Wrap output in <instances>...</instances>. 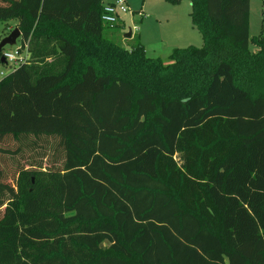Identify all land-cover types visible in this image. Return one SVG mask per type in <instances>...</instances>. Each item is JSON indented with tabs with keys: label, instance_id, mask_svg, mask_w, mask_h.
Masks as SVG:
<instances>
[{
	"label": "trees",
	"instance_id": "1",
	"mask_svg": "<svg viewBox=\"0 0 264 264\" xmlns=\"http://www.w3.org/2000/svg\"><path fill=\"white\" fill-rule=\"evenodd\" d=\"M110 1L0 0L28 53L0 76V264H264L250 0H189L203 45L168 62Z\"/></svg>",
	"mask_w": 264,
	"mask_h": 264
},
{
	"label": "rangeland",
	"instance_id": "2",
	"mask_svg": "<svg viewBox=\"0 0 264 264\" xmlns=\"http://www.w3.org/2000/svg\"><path fill=\"white\" fill-rule=\"evenodd\" d=\"M126 5L129 10L125 13V31L109 32L110 36L121 39L124 46L141 43L147 56L160 57L168 62L171 51L176 47L189 45L201 47L203 45L201 34L191 22V2L189 0H181L176 4L166 0H126ZM263 11L262 0H250V35L252 37L264 31ZM16 27V20H0V42ZM130 30L133 36L127 37L125 34ZM250 48L255 49L253 43H250ZM17 50L21 56L15 60H25L28 57L20 38L16 45H7L3 48V51L14 55ZM14 65L13 61H9L6 65L0 64V71L3 70L6 73Z\"/></svg>",
	"mask_w": 264,
	"mask_h": 264
},
{
	"label": "built area",
	"instance_id": "3",
	"mask_svg": "<svg viewBox=\"0 0 264 264\" xmlns=\"http://www.w3.org/2000/svg\"><path fill=\"white\" fill-rule=\"evenodd\" d=\"M129 8L126 5V0H112L104 4V13L102 15L103 20L108 24H113L122 19V16L127 13ZM17 55V56H16ZM21 56L17 52L14 54L5 52L4 57L7 59V62L13 61L16 63L17 57ZM15 60V61H14ZM4 72L0 71V76H3Z\"/></svg>",
	"mask_w": 264,
	"mask_h": 264
},
{
	"label": "water",
	"instance_id": "4",
	"mask_svg": "<svg viewBox=\"0 0 264 264\" xmlns=\"http://www.w3.org/2000/svg\"><path fill=\"white\" fill-rule=\"evenodd\" d=\"M20 35H21V31L19 28L16 27L15 29H13V31L8 36H6L5 38H3L1 40V42H0V56H1V52H2L3 48L7 45L14 46L16 44L18 38H20ZM125 35L127 37H131L132 31L130 30ZM1 62H3V63L6 62L4 56H1Z\"/></svg>",
	"mask_w": 264,
	"mask_h": 264
},
{
	"label": "crops",
	"instance_id": "5",
	"mask_svg": "<svg viewBox=\"0 0 264 264\" xmlns=\"http://www.w3.org/2000/svg\"><path fill=\"white\" fill-rule=\"evenodd\" d=\"M122 22H124L126 24V20H125V14L122 16V19H121ZM133 36V35H132ZM131 36V37H132Z\"/></svg>",
	"mask_w": 264,
	"mask_h": 264
}]
</instances>
